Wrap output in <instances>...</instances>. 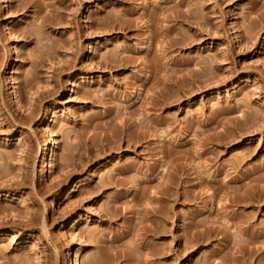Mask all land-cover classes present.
Masks as SVG:
<instances>
[{
  "label": "rangeland",
  "instance_id": "rangeland-1",
  "mask_svg": "<svg viewBox=\"0 0 264 264\" xmlns=\"http://www.w3.org/2000/svg\"><path fill=\"white\" fill-rule=\"evenodd\" d=\"M3 1L0 264H264V0Z\"/></svg>",
  "mask_w": 264,
  "mask_h": 264
},
{
  "label": "bare ground",
  "instance_id": "bare-ground-1",
  "mask_svg": "<svg viewBox=\"0 0 264 264\" xmlns=\"http://www.w3.org/2000/svg\"><path fill=\"white\" fill-rule=\"evenodd\" d=\"M3 3H4V1L3 0H0V10H3L4 9V6H3ZM10 55H11V53H10ZM10 55L7 57V59L8 58H10ZM6 69H8V64L7 63H5V65H4V68H3V73H5V70ZM8 89V87L6 88V90ZM51 160V159H50ZM163 212H165L164 214H167L166 213V211H163ZM162 213V212H161ZM160 214V213H159ZM162 215V214H161ZM161 215H159L160 217H161ZM159 217V218H160ZM165 218H166V216H165ZM164 219V215L162 216V220ZM161 220V219H160ZM162 223H164V222H162ZM146 231V230H145ZM148 231V230H147ZM150 233H151V231H150ZM146 234V233H145ZM149 236V235H148ZM249 249V248H248ZM253 248H250V250H243V252H241V254H240V259H241V261L242 262H247L249 259H251V257H253V254L255 253V250L253 251L252 250ZM241 251H242V249H241ZM7 262V261H6ZM8 263V262H7ZM1 264H4V263H1ZM6 264V263H5ZM11 264V263H10Z\"/></svg>",
  "mask_w": 264,
  "mask_h": 264
}]
</instances>
